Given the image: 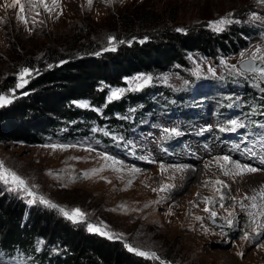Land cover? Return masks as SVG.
I'll list each match as a JSON object with an SVG mask.
<instances>
[{"label": "rangeland", "instance_id": "1", "mask_svg": "<svg viewBox=\"0 0 264 264\" xmlns=\"http://www.w3.org/2000/svg\"><path fill=\"white\" fill-rule=\"evenodd\" d=\"M6 3L11 4L12 0H0V83L8 74L15 76V85L23 66L12 63L9 39L25 47L27 56L32 58L44 52L63 57L96 56L126 45L138 34L140 25L149 28L145 21L138 23L136 13L148 15L149 23L172 19L175 27L183 30L199 21L209 26L210 22L224 18V11L232 5L230 0H113L110 5L106 0H92L89 8L87 0H58L55 11L44 13L38 9L37 16L29 15V0H19L25 5V26L16 19L19 4L6 10ZM107 37H114V43L108 44ZM256 38L249 48L228 58H192L186 66L169 74H137L128 79L121 95L153 87L178 99H161L154 114L139 118L128 139L118 148L126 158L95 145L0 141V162L26 181L36 199L30 204L33 197L9 191L2 182L0 190L27 206H47L40 203L43 198L58 210L79 209L83 219L74 223L86 232L107 238L88 230L89 225L100 228L116 237L107 239L155 252L158 258L162 255L168 259V264H264V231L260 238L254 237L255 226L234 208L245 192L241 176H225L216 166L221 156H229L233 162L227 166L229 171L235 162L259 168L251 160L264 159V112L253 109L249 113L252 119L245 118L240 96L231 93L246 88L264 100V82L255 73L239 68L257 47L264 54V32ZM11 69L14 74H9ZM136 77L151 79L137 90L140 82ZM15 85L0 95L13 99L21 89ZM185 111L192 112V120L181 116ZM232 120L243 127L233 129ZM172 130L179 134H169ZM103 155L120 163L113 165ZM161 165L166 169L163 173ZM176 166L185 171L177 172ZM131 168L139 171L132 173ZM216 180L227 185L220 193L211 183L205 186V181ZM162 184L171 187L161 192ZM205 198L215 202L206 205ZM205 207L217 213L215 223L203 211ZM228 212L234 213L231 227L220 219ZM196 216L200 221L194 219ZM245 234L252 239L243 240ZM0 264L18 263L0 257Z\"/></svg>", "mask_w": 264, "mask_h": 264}, {"label": "trees", "instance_id": "2", "mask_svg": "<svg viewBox=\"0 0 264 264\" xmlns=\"http://www.w3.org/2000/svg\"><path fill=\"white\" fill-rule=\"evenodd\" d=\"M230 1L231 8L224 15L231 13L228 18L233 22L223 31H214L203 21L177 31L172 19L151 24L148 15L136 13L138 23L145 21L149 28L140 25L138 34L126 45L96 56L63 57L44 52L32 58L27 56L25 47L9 39L12 63L29 68L32 77L11 104L0 107V141L24 145H95L104 152L126 158L118 148L128 139L139 118L154 114L161 99L175 101L178 96L151 87L111 99L112 91L123 89L126 81L137 74H169L186 66L192 58H228L249 48L257 35L264 32V3ZM15 81V76L7 74L0 83V94L14 87ZM240 90L231 93L240 96L245 118L252 119L249 113L253 109L264 112L263 99L246 88ZM180 114L185 120L193 119L192 112ZM0 257L18 264L169 262L162 255L156 261L139 257L120 241L86 232L56 208L27 206L2 190Z\"/></svg>", "mask_w": 264, "mask_h": 264}, {"label": "snow or ice", "instance_id": "3", "mask_svg": "<svg viewBox=\"0 0 264 264\" xmlns=\"http://www.w3.org/2000/svg\"><path fill=\"white\" fill-rule=\"evenodd\" d=\"M106 2L110 5L113 2V0H106ZM257 3H264V0H257ZM17 4H19L20 13L17 14L16 19L18 21H20L21 23H24L25 26H27L28 19L24 15L25 5L23 3H19V0H12V3L11 4L6 3L4 5V8L6 10L9 8H15L17 6ZM87 4H88V7L90 8L92 5V0H87ZM58 7H59L58 0H51L50 4L48 3V0H29L28 12H29V15L35 14L38 16V15H40V12L38 11V9H43L44 13H52ZM231 15L232 14L229 13L228 16H226L224 18H221V19L214 21V22H210L209 27L213 28V30H215V31H223V28L225 25L233 22L228 18V17H231ZM57 18H58V16H57ZM253 19H255V17H253ZM177 31H182V30L177 29ZM107 41H108V44L111 45L114 43L115 38L114 37H107ZM121 43H123V41H121ZM107 50H115V49L109 48ZM257 60L259 61L260 64H264V54H262L261 49L259 47H257L256 50L251 53L250 60L245 61L244 66H245L246 70L256 72L259 74L260 77L264 78V68H256L254 66L255 62ZM31 75H32V71L29 68H27V67L21 68L19 70V73L17 76L18 83L15 85V87L17 89L23 88L28 83V80L26 79V77H29ZM150 79H151L150 77H136V80L140 82L137 84V90L141 87L146 86V84L150 81ZM13 95H14V93H13ZM120 95H121V90H119V89L114 90L111 93V99H119ZM11 103H12V98L10 96L0 95V107L6 106V105L11 104ZM230 125L233 129H235L237 127H243V125L238 124V122L236 120L230 121ZM220 130L224 131L225 129L221 128ZM164 131L166 133L169 132L168 129H164ZM169 134L178 135L179 133L175 132V130H172V132ZM52 147L55 149L56 146L53 145ZM102 158L105 161H112L113 165L120 163L119 161L115 160L113 157H110L108 155H103ZM221 161L223 163H221ZM230 163H233V162L231 161L229 156H221V157L217 158V165L216 166L220 169V171L225 176H229V175L243 176V175L248 174V173H255L259 170L256 167H252L250 165H243L240 162H235L233 164L232 171H229L227 166ZM261 163H264V161H261ZM102 170H103V167L99 171H102ZM175 170L177 172L185 171L184 167H182V166H176ZM130 171L132 173H136L139 171V169L131 168ZM164 171H166V169L163 165H161V172L163 173ZM93 174H95V172ZM0 182H2L4 185L8 186L9 191L22 192L29 197H33V199H30L28 201V203H30V204L33 203L34 200L36 199L34 193L29 190V187L27 186L26 181L23 178H21L19 175H17L14 171L5 167L2 162H0ZM209 183L212 184L213 189L218 193L221 192L222 188L227 187V185L224 184L220 180H216L214 182L205 181V186H207ZM129 184H131V181H129ZM170 187H171V185L162 184L159 188V191H161V192L167 191ZM153 191H156V189H153ZM261 199L264 200V191L261 192ZM219 200L221 202L224 200L223 194L219 195ZM214 202L215 201L208 199V198H205V200L203 201V203H205L206 205L213 204ZM40 203L45 204V205L52 207V208L57 207L55 204H50L47 200H44L43 198H40ZM220 207L221 208L224 207L223 203H221ZM257 207L258 206L255 203L252 204V208L255 209ZM59 211L67 219L72 220L73 222H81L83 219V215H84L79 209H72L71 211H67V210L61 208V209H59ZM203 211L205 213H208L209 218L213 221V223H215L216 218H217V213L215 211H210V209L208 207H205L203 209ZM249 215L251 217H253V219L251 221L252 225H255V227L253 228V233H254L256 238H260L261 232L264 231V224L258 223L257 217H264V208H262V210L259 212H251V213H249ZM233 216H234V213L228 212L226 216L220 217V219L224 220L228 227H231L233 225V219H232ZM194 219L196 221H200L201 218L199 216H196ZM257 228L261 229V231H257ZM88 230L92 231V232H97L101 235L106 236L109 239L116 238L112 234L105 232L100 228L93 227L92 225L88 226ZM205 231H207V229H205ZM242 239L245 241H249L250 239H252V237L245 234L242 237ZM125 247L130 253H133V254H135L139 257H142L146 260H153V261L158 260L157 254L155 252L140 250L136 247L130 246L127 243H125ZM238 255H243V254L238 253ZM160 264H163V261H160Z\"/></svg>", "mask_w": 264, "mask_h": 264}, {"label": "bare ground", "instance_id": "4", "mask_svg": "<svg viewBox=\"0 0 264 264\" xmlns=\"http://www.w3.org/2000/svg\"><path fill=\"white\" fill-rule=\"evenodd\" d=\"M261 161H264V159L257 160L253 158L251 163L258 165L259 168L257 169L259 170L255 173H248L241 176V183L245 192L243 193V197H240L239 201L237 200L238 202H236L234 206L235 210L251 225L253 217H251L249 213L259 212L264 208V200L261 199V192L264 191V163H261ZM248 165L254 167L252 164ZM253 203L258 207L255 209L252 208ZM257 220L258 223L264 224V217H257Z\"/></svg>", "mask_w": 264, "mask_h": 264}, {"label": "water", "instance_id": "5", "mask_svg": "<svg viewBox=\"0 0 264 264\" xmlns=\"http://www.w3.org/2000/svg\"><path fill=\"white\" fill-rule=\"evenodd\" d=\"M249 60H250V59H246V60L242 61V62L239 64V68H240L242 71H244V72H252V71H248V70H246V68H245V66H244V62H245V61H249ZM254 66H255L256 68H264V64H260L259 61H256ZM252 73H255L256 75L259 76V74L256 73V72H252ZM259 77H260V76H259ZM260 79L264 82V78L260 77Z\"/></svg>", "mask_w": 264, "mask_h": 264}]
</instances>
